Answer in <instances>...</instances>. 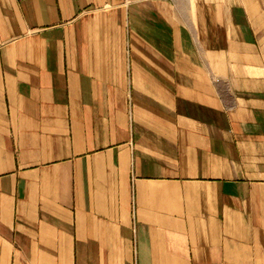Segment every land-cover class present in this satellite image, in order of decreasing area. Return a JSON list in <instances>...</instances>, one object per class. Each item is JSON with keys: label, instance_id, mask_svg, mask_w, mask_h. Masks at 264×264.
<instances>
[{"label": "crops", "instance_id": "1", "mask_svg": "<svg viewBox=\"0 0 264 264\" xmlns=\"http://www.w3.org/2000/svg\"><path fill=\"white\" fill-rule=\"evenodd\" d=\"M0 264H264V0H0Z\"/></svg>", "mask_w": 264, "mask_h": 264}]
</instances>
